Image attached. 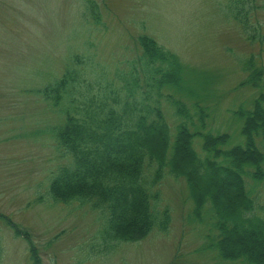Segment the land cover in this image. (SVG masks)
<instances>
[{"label":"rangeland","instance_id":"1","mask_svg":"<svg viewBox=\"0 0 264 264\" xmlns=\"http://www.w3.org/2000/svg\"><path fill=\"white\" fill-rule=\"evenodd\" d=\"M86 1L0 0V216L29 234L40 264H241L222 261L208 248L217 235L210 205L197 218L185 180L167 169L151 187L155 165L148 161L143 182L159 195L153 210L168 211L165 231L154 226L138 241L112 240L105 208L89 201L55 202L49 184L70 156L58 148L53 129L64 124V112L100 118L112 108L133 111V98L147 95L151 105L158 100L171 145L179 121L167 101L171 96L192 114V132H198V103L207 107L204 131L229 136L222 149L243 146V121L236 113L250 110L264 92V83L261 89L246 83L243 65L253 57L264 69V40L247 38L229 0H91L96 22L86 14ZM254 3L250 22L262 36L264 0ZM143 35L177 56L185 71L180 88L163 87L158 96L147 86L152 81L142 77L138 62L137 39ZM67 69L76 79L55 106L38 91ZM126 82L136 84L133 92L126 91ZM255 142L264 153V135ZM192 145L201 152L200 137ZM170 154L169 147L166 161ZM245 181L263 206L264 179ZM0 264H29L27 241L1 218Z\"/></svg>","mask_w":264,"mask_h":264},{"label":"trees","instance_id":"2","mask_svg":"<svg viewBox=\"0 0 264 264\" xmlns=\"http://www.w3.org/2000/svg\"><path fill=\"white\" fill-rule=\"evenodd\" d=\"M229 1L235 10L234 18L247 38L264 40V35L258 36V27L250 22V13L257 9L255 0ZM85 3L86 14L98 21L94 15L96 4L91 0ZM261 8L264 9V5ZM137 44L141 51L139 72L143 78L152 81L147 86L157 90L158 96L163 87L180 88L185 71L177 56L145 35L138 37ZM255 62L249 57L243 70L247 72L246 83L261 89L264 69ZM132 78L134 82L138 81V77ZM75 79L76 74L67 69L38 92L57 106ZM135 85L126 82L124 88L130 93ZM262 90L250 110L240 109L236 113L243 121L244 145L227 150L222 149L229 139L227 134L213 135L204 131L207 107L194 105L195 118L198 116V132L194 133L190 130L195 124L192 114L180 99L171 96H167V101L175 107V115L179 118L171 145L170 129L157 107L158 100L151 105L147 95L133 98V111L112 108L100 118L96 117L98 114L89 115L86 111L81 117L64 112L65 122L53 129V135L58 148L70 156V163L60 167L51 179L49 195L59 203L89 201L93 208H105L109 217V237L138 241L154 226L165 231L170 222L167 209L157 213L152 208L151 200H157L159 195L150 192L143 182L144 166L148 161L155 165L151 187L162 179L167 169L173 176L185 180L197 218L201 217L206 203L210 205L209 210L214 216L212 229L217 235L208 241V248L220 260L264 264V205H257L245 181L246 177L255 182L264 179V153L255 142L256 137L264 135ZM196 136L200 137L202 153L193 148L192 141ZM169 147L171 157L166 161ZM0 218L9 223L16 236L27 241L29 264H40L37 248L29 234L5 216Z\"/></svg>","mask_w":264,"mask_h":264},{"label":"bare ground","instance_id":"3","mask_svg":"<svg viewBox=\"0 0 264 264\" xmlns=\"http://www.w3.org/2000/svg\"><path fill=\"white\" fill-rule=\"evenodd\" d=\"M169 173V172H168ZM170 174V173H169ZM172 175V174H171ZM173 176V175H172ZM175 177V176H174ZM177 178V177H176ZM152 201H156V199L155 200H151V203H152Z\"/></svg>","mask_w":264,"mask_h":264}]
</instances>
